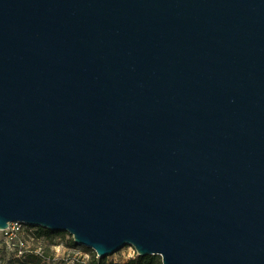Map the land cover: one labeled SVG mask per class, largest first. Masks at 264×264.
Listing matches in <instances>:
<instances>
[{"label":"water","instance_id":"95a60500","mask_svg":"<svg viewBox=\"0 0 264 264\" xmlns=\"http://www.w3.org/2000/svg\"><path fill=\"white\" fill-rule=\"evenodd\" d=\"M107 258L264 264V0H0V231Z\"/></svg>","mask_w":264,"mask_h":264},{"label":"rangeland","instance_id":"374dc122","mask_svg":"<svg viewBox=\"0 0 264 264\" xmlns=\"http://www.w3.org/2000/svg\"><path fill=\"white\" fill-rule=\"evenodd\" d=\"M15 243L19 248H9L0 232V264H91L93 258L91 249L78 243L75 245L68 232L50 235L36 227H25ZM138 257L135 249L127 245L109 255L107 260L124 264Z\"/></svg>","mask_w":264,"mask_h":264},{"label":"trees","instance_id":"16d2710c","mask_svg":"<svg viewBox=\"0 0 264 264\" xmlns=\"http://www.w3.org/2000/svg\"><path fill=\"white\" fill-rule=\"evenodd\" d=\"M38 228L42 233H47V234H61V233H56V232H53L51 230H48V229H44V228H41V227H36ZM76 245V243H75ZM7 246V245H6ZM91 253H92V261H91V264H116L114 262H108L107 258H98L97 254L92 250H89ZM124 264H162V258L158 255H155V256H146V257H143V256H139L137 259L135 260H131L127 263H124Z\"/></svg>","mask_w":264,"mask_h":264},{"label":"built area","instance_id":"2783aa9c","mask_svg":"<svg viewBox=\"0 0 264 264\" xmlns=\"http://www.w3.org/2000/svg\"><path fill=\"white\" fill-rule=\"evenodd\" d=\"M29 227L30 226L22 223V222H15V223H11L8 226V229L0 231L3 235V238L5 240V243H7L8 247L13 249H16V246L18 247V243H15V241L18 239L19 234L23 231V229L25 227ZM20 245H23L22 242H20ZM19 248V247H18ZM20 253H22V251H20Z\"/></svg>","mask_w":264,"mask_h":264}]
</instances>
